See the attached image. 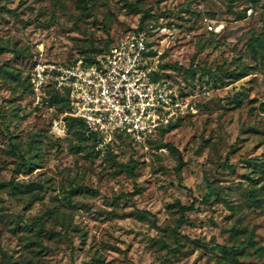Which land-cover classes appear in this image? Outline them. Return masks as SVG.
<instances>
[{"label":"rangeland","instance_id":"1","mask_svg":"<svg viewBox=\"0 0 264 264\" xmlns=\"http://www.w3.org/2000/svg\"><path fill=\"white\" fill-rule=\"evenodd\" d=\"M250 1L0 0V264H264V0ZM139 23L195 112L96 151L52 94L34 103L36 45L95 58ZM207 194L176 225L174 202Z\"/></svg>","mask_w":264,"mask_h":264},{"label":"built area","instance_id":"2","mask_svg":"<svg viewBox=\"0 0 264 264\" xmlns=\"http://www.w3.org/2000/svg\"><path fill=\"white\" fill-rule=\"evenodd\" d=\"M158 29L165 32L164 26ZM157 42L153 34L132 31L111 41L92 62L71 64L47 59L37 44L28 73L32 99L36 104L49 88L65 93V114L94 133L96 151L104 152L117 134L141 143L158 128L195 112L191 98L161 76Z\"/></svg>","mask_w":264,"mask_h":264},{"label":"trees","instance_id":"3","mask_svg":"<svg viewBox=\"0 0 264 264\" xmlns=\"http://www.w3.org/2000/svg\"><path fill=\"white\" fill-rule=\"evenodd\" d=\"M6 1H8V0H6ZM251 1H253V0H251ZM251 1H250V2H251ZM136 29H138V30L143 29L141 23L138 24V26H137ZM111 41H113V40L110 39V40H108V41L106 42V45H105V48H104L103 52L106 50L107 46L109 45V43H110ZM103 52H102V53H103ZM102 53H100V54H102ZM98 55H99V54H98ZM32 59H33V58H32ZM93 59H94V58H84L83 61H84V62H92ZM76 60H78V59H76ZM76 60H74V61H72V62H67V64H71V63L75 62ZM174 65H175V64H174ZM172 66H173V64L171 65V64H167V63L160 65V67H161V68H164V69L167 68V67H172ZM180 67H181V66H180ZM186 70H188V69H186ZM162 73H163V72H162ZM26 81H27V85H28V88H29V91H30V84H29V80H28V75H27V77H26ZM47 93H48V94H49V93L52 94V96L49 98V101H50L51 103H58V102H61V104H62V106H63V110H64V112H66V110H67V96H66V94H65V93H62V92H59L58 90H56V89H54V88H49V89L47 90L46 94H47ZM181 95H182V96H187L188 94H181ZM73 119L76 120V122L78 123V125H82V123H81L78 119H75V118H73ZM179 119H181V118H177V119H175L174 121L169 122L166 126H163V127L158 128L153 134L149 135V136H148L143 142H141V143L144 144V143L148 142L151 138H153V136L159 134L160 132H162V131H163L164 129H166L167 127H170L173 123H175V122H176L177 120H179ZM82 135H83V139H84V140H88L89 142L91 141V142H92L91 144H92V146L94 147V144H95V135H94V133H91L90 135H88L87 132L83 129V131H82ZM116 138L119 139L120 141H123V142L126 141V142H128V143H133V144H135V142H133V140H132L130 137H128L127 135H124V134H117ZM21 160H23L22 157H21ZM2 185H4V183H0V186H2ZM186 191L189 192L190 190H189L188 188H186ZM249 195H250L251 197H253V196L251 195V193H250ZM209 197H210L209 194L204 195V196H203L201 199H199V200H198L197 198H195V197H192L188 205L181 204L180 202L175 201L173 205L176 207L177 211L179 212V216H178V218H177V220H176V225H177L179 222H181V221L183 220V214H184L186 211H192V210H194L198 205H205V204H207L208 201H209ZM195 205H196V206H195ZM144 213L150 215L148 212H144ZM172 231H174V233H176L175 228H173ZM209 249H211V250H220V251H222V252H227V251H228V250H227L224 246H222V245H214L213 247H211V248H209Z\"/></svg>","mask_w":264,"mask_h":264},{"label":"water","instance_id":"4","mask_svg":"<svg viewBox=\"0 0 264 264\" xmlns=\"http://www.w3.org/2000/svg\"><path fill=\"white\" fill-rule=\"evenodd\" d=\"M88 135H90L89 133H87Z\"/></svg>","mask_w":264,"mask_h":264}]
</instances>
